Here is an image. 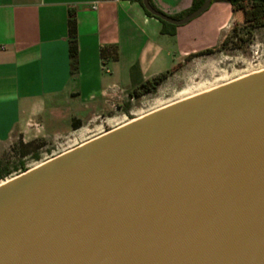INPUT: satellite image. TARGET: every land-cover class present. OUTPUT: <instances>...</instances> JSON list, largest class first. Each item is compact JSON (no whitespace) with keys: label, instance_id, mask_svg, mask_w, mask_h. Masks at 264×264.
Instances as JSON below:
<instances>
[{"label":"water","instance_id":"1","mask_svg":"<svg viewBox=\"0 0 264 264\" xmlns=\"http://www.w3.org/2000/svg\"><path fill=\"white\" fill-rule=\"evenodd\" d=\"M0 264H264V71L0 185Z\"/></svg>","mask_w":264,"mask_h":264},{"label":"crops","instance_id":"2","mask_svg":"<svg viewBox=\"0 0 264 264\" xmlns=\"http://www.w3.org/2000/svg\"><path fill=\"white\" fill-rule=\"evenodd\" d=\"M147 1L169 18L192 3ZM70 21L77 42L73 71ZM230 24L233 13L223 2H210L170 36L160 34L161 25L135 0H0V156L17 139L25 145L70 129L72 120L78 126L95 117L132 88L207 49L192 48V39L212 29L221 37Z\"/></svg>","mask_w":264,"mask_h":264},{"label":"rangeland","instance_id":"3","mask_svg":"<svg viewBox=\"0 0 264 264\" xmlns=\"http://www.w3.org/2000/svg\"><path fill=\"white\" fill-rule=\"evenodd\" d=\"M232 27L228 25L221 37L218 30L212 29L207 35L192 39V48H207L200 52L210 50L211 54L189 55L152 92L138 95V86L134 87L125 96L111 101L95 117L78 122V126L72 120L70 129L61 127L53 137L37 135L28 142L31 146L25 158H22L25 150L20 146L21 139L15 140L0 156V164L11 171L3 183L19 176L22 168L32 170L142 116L264 71V19L257 26L251 27L247 22L234 31Z\"/></svg>","mask_w":264,"mask_h":264},{"label":"trees","instance_id":"4","mask_svg":"<svg viewBox=\"0 0 264 264\" xmlns=\"http://www.w3.org/2000/svg\"><path fill=\"white\" fill-rule=\"evenodd\" d=\"M136 3L139 5L140 9L142 10L143 14L151 18L142 8L140 4V0H135ZM203 0H192L191 6L188 10L180 13L176 17H171L172 19L179 20L187 16L188 14L192 13L194 10H196L201 4ZM212 3H218L223 2L230 6L231 12L233 13V27L232 31L235 30V28L243 23H250V26H257L259 24L260 20L264 19V3L263 0H211ZM249 5V6H247ZM149 6L153 8V6L149 3ZM247 7H249L247 9ZM156 11V10H155ZM157 12V11H156ZM153 19V18H151ZM156 20V19H154ZM157 21V20H156ZM161 25V31L160 34H166V35H173L174 28L166 25L162 22L157 21ZM68 37H69V60H70V68L73 71L76 66V55H77V42H76V29H75V22L70 21L68 23ZM212 51L205 50L203 52L197 53L198 56L202 55H209ZM169 72H164L162 74L156 75L155 77L146 80L145 82L141 83L137 87L136 94H144V93H150L152 92L155 87L160 85L168 76ZM25 151L22 154V158H25L29 155V151L27 150L31 143L20 145ZM26 170L23 168L21 169L20 173H25ZM11 175V171L6 167L2 166L0 164V183L6 181L9 176Z\"/></svg>","mask_w":264,"mask_h":264},{"label":"bare ground","instance_id":"5","mask_svg":"<svg viewBox=\"0 0 264 264\" xmlns=\"http://www.w3.org/2000/svg\"><path fill=\"white\" fill-rule=\"evenodd\" d=\"M206 93V92H205ZM198 96V95H197ZM196 97V96H195ZM193 98V97H192ZM187 100V99H186ZM184 101V100H183ZM179 103V102H178ZM174 105V104H173ZM171 106V105H170ZM167 107H169V106H167ZM166 108V107H165ZM162 109H164V108H162ZM161 110V109H160ZM157 111H159V110H157ZM156 112V111H155ZM152 113H154V112H152ZM152 113H150V114H152ZM150 114H147V115H150ZM147 115H145V116H147ZM145 116H142V117H140V118H138V119H141V118H143V117H145ZM138 119H136V120H138ZM135 120V121H136ZM132 122H134V121H132ZM132 122H129V123H132ZM129 123H127V124H129ZM127 124H125V125H127ZM121 127H123V126H121ZM120 128V127H119ZM119 128H117V129H119ZM116 130V129H115ZM115 130H113V131H115ZM107 134V133H106ZM105 134V135H106ZM102 136H104V135H102ZM102 136H100V137H102ZM95 140V139H94ZM93 141V140H92ZM37 167H39V166H37ZM37 167H35V168H33V169H36ZM32 169V170H33ZM30 171V170H29ZM8 182V181H7ZM6 182V183H7ZM1 185H4V183L2 182V184Z\"/></svg>","mask_w":264,"mask_h":264},{"label":"built area","instance_id":"6","mask_svg":"<svg viewBox=\"0 0 264 264\" xmlns=\"http://www.w3.org/2000/svg\"><path fill=\"white\" fill-rule=\"evenodd\" d=\"M94 9V8H93Z\"/></svg>","mask_w":264,"mask_h":264}]
</instances>
